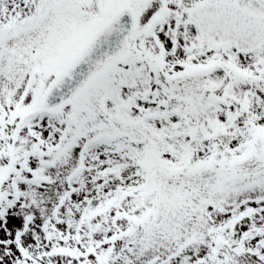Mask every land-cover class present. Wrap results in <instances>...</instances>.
<instances>
[{
  "label": "rangeland",
  "instance_id": "374dc122",
  "mask_svg": "<svg viewBox=\"0 0 264 264\" xmlns=\"http://www.w3.org/2000/svg\"><path fill=\"white\" fill-rule=\"evenodd\" d=\"M125 6L128 54L43 111ZM0 27V264H264V19L234 0H0Z\"/></svg>",
  "mask_w": 264,
  "mask_h": 264
},
{
  "label": "water",
  "instance_id": "95a60500",
  "mask_svg": "<svg viewBox=\"0 0 264 264\" xmlns=\"http://www.w3.org/2000/svg\"><path fill=\"white\" fill-rule=\"evenodd\" d=\"M235 3L241 11L264 18V0H235ZM135 27V15L130 7L109 20L69 70L51 85L42 102L44 110L52 112L71 104L96 78L123 58ZM8 32V28H0V39Z\"/></svg>",
  "mask_w": 264,
  "mask_h": 264
},
{
  "label": "bare ground",
  "instance_id": "6f19581e",
  "mask_svg": "<svg viewBox=\"0 0 264 264\" xmlns=\"http://www.w3.org/2000/svg\"><path fill=\"white\" fill-rule=\"evenodd\" d=\"M253 67H254V66H251V67L248 69V74H250V73L252 74V70H254Z\"/></svg>",
  "mask_w": 264,
  "mask_h": 264
}]
</instances>
